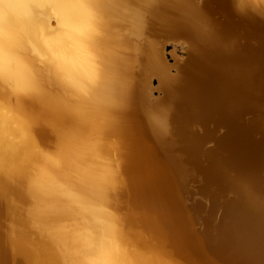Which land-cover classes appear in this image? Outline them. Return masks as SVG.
Listing matches in <instances>:
<instances>
[{
    "label": "clouds",
    "instance_id": "1",
    "mask_svg": "<svg viewBox=\"0 0 264 264\" xmlns=\"http://www.w3.org/2000/svg\"><path fill=\"white\" fill-rule=\"evenodd\" d=\"M165 2L0 0V264H185L129 172Z\"/></svg>",
    "mask_w": 264,
    "mask_h": 264
},
{
    "label": "bare ground",
    "instance_id": "2",
    "mask_svg": "<svg viewBox=\"0 0 264 264\" xmlns=\"http://www.w3.org/2000/svg\"><path fill=\"white\" fill-rule=\"evenodd\" d=\"M156 16L188 54L169 74L161 53L156 102L147 73L137 86L134 202L185 264H264V0H166Z\"/></svg>",
    "mask_w": 264,
    "mask_h": 264
},
{
    "label": "rangeland",
    "instance_id": "3",
    "mask_svg": "<svg viewBox=\"0 0 264 264\" xmlns=\"http://www.w3.org/2000/svg\"><path fill=\"white\" fill-rule=\"evenodd\" d=\"M181 43L177 41H169L168 44L164 46V57L166 58L167 62L172 64L171 69H175L174 59H183L186 57L185 48L181 47ZM168 47V48H167ZM167 48V49H166ZM182 57V58H181ZM150 84L152 85V90L157 91V82L156 78L153 77L150 80Z\"/></svg>",
    "mask_w": 264,
    "mask_h": 264
},
{
    "label": "water",
    "instance_id": "4",
    "mask_svg": "<svg viewBox=\"0 0 264 264\" xmlns=\"http://www.w3.org/2000/svg\"><path fill=\"white\" fill-rule=\"evenodd\" d=\"M196 1H199V0H196ZM183 47V46H182ZM168 48V47H167ZM166 48V49H167ZM185 48V53H186V56H187V54H188V52H187V49H186V47H184ZM162 56H163V58H164V55H163V53H162ZM183 59H186V57L185 58H183ZM164 60L166 61V63L167 64H169L168 62H167V60L164 58ZM171 66V65H170ZM176 72V69H171L170 68V70H169V74L170 73H175ZM161 95V93H160V91L159 90H157V91H153L152 90V95L151 94H149V96L147 97L148 98V101L150 102V103H154V102H156V100L158 99V98H155L156 96L157 97H159Z\"/></svg>",
    "mask_w": 264,
    "mask_h": 264
}]
</instances>
